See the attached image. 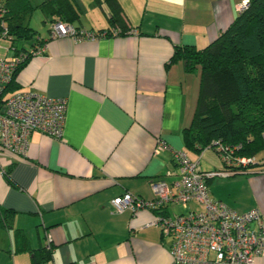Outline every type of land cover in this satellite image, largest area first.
<instances>
[{
	"label": "crops",
	"instance_id": "1",
	"mask_svg": "<svg viewBox=\"0 0 264 264\" xmlns=\"http://www.w3.org/2000/svg\"><path fill=\"white\" fill-rule=\"evenodd\" d=\"M75 1L79 21L67 23L94 33L112 27L104 0L89 2L94 14ZM118 1L130 31L52 39L37 8L46 29L29 25L32 12L24 22L37 34L18 41L20 47L10 40L0 47L11 52L9 59L40 37L46 52L17 70L13 92L67 100L61 139L35 131L25 156L0 152V206L14 212L13 229L0 227V264H174L170 240L152 223L153 209L116 212L111 201L123 193L151 200L153 183L177 181L170 149L155 152L158 140L198 154L185 147L182 130L195 111L200 72L170 59L176 46L203 48L217 38L246 0ZM198 159L200 165L201 158L192 161ZM207 184L212 198L238 213L257 208L264 222V166L217 175ZM173 206L169 214H179ZM14 228L23 231L27 249L19 247ZM47 235L51 257L41 260ZM252 264H264V257Z\"/></svg>",
	"mask_w": 264,
	"mask_h": 264
},
{
	"label": "built area",
	"instance_id": "2",
	"mask_svg": "<svg viewBox=\"0 0 264 264\" xmlns=\"http://www.w3.org/2000/svg\"><path fill=\"white\" fill-rule=\"evenodd\" d=\"M247 6V0L240 9ZM6 8L0 0V39H10L5 20ZM50 38L69 36L74 40H93L98 33L77 30L66 22H52ZM115 35L117 33H114ZM105 34H103L104 36ZM46 52L45 42L21 51L11 58L0 56V152L25 156L32 132L61 139L66 116L67 100L49 97L35 90H19L8 95L5 88L17 68L25 61ZM215 151L229 170L202 171L199 159L192 161L183 150H173L158 140L155 152L170 149L179 170L178 179L169 187L164 182L152 184L154 198L145 200L130 193L115 197L111 204L116 212L125 209L133 213L153 209V224L162 236L170 240L174 264H252L264 257V222L259 209L238 213L211 197L207 181L217 175L235 173V167L255 163L254 157L234 155V149L216 143ZM209 149V148H208ZM207 150L204 149L202 153ZM228 152V154H227ZM181 204L186 211L169 214L168 206ZM47 235L46 248L51 246Z\"/></svg>",
	"mask_w": 264,
	"mask_h": 264
},
{
	"label": "trees",
	"instance_id": "3",
	"mask_svg": "<svg viewBox=\"0 0 264 264\" xmlns=\"http://www.w3.org/2000/svg\"><path fill=\"white\" fill-rule=\"evenodd\" d=\"M104 2L109 8L112 27L98 34L119 35L130 31L122 17L119 1ZM3 3L7 11L3 19L11 46L15 41L29 40L37 34L24 22L37 8L45 15L49 26L58 21L74 24L81 14L75 0H42L38 4L31 0H3ZM42 41L38 37L33 45ZM27 50L14 49V55ZM178 59L183 60L187 71L200 72L195 111L190 125L182 130L185 147L201 154L206 148L215 151L219 142L234 149V155L254 157L261 153L259 159L254 157L255 163L235 167V172L264 166V0H247V6L240 9L229 26L205 47L176 46L170 62ZM15 74L5 88L6 95L17 87ZM221 163L227 169L228 166L223 161ZM13 213V210L0 206L1 228L13 229ZM14 231L20 240L19 247L27 249L23 231L17 228ZM51 251L52 245L41 248V260L49 259Z\"/></svg>",
	"mask_w": 264,
	"mask_h": 264
},
{
	"label": "rangeland",
	"instance_id": "4",
	"mask_svg": "<svg viewBox=\"0 0 264 264\" xmlns=\"http://www.w3.org/2000/svg\"><path fill=\"white\" fill-rule=\"evenodd\" d=\"M34 1L38 2L39 0H34ZM81 1H82L81 4H82L83 9H85V11H88L87 9H88L89 4H90L89 2L92 0H88V1L87 0H81ZM88 13L94 14V11H88ZM44 20H45V17L43 16V14L38 9H36L31 14V18L29 20V25L32 28H34L35 30L40 29L43 31L44 29H46V26H47L46 24H44V22H43ZM8 44H9V40L0 39V47H6V46H8ZM15 45H18L19 47L21 46V44H19L18 41H15ZM10 55H11L10 51L5 52L4 49L0 48V56L7 57ZM188 157L191 160H195L198 157L201 158L200 159V165H199L200 170H209V169H213L214 167H220V166H222V168H223L221 160L218 157L217 153L213 150V148H209V149L205 150L200 155L189 153ZM224 168H226V167H224ZM225 170H229V169H225ZM172 210H174L176 213L184 212V208L180 204L173 206Z\"/></svg>",
	"mask_w": 264,
	"mask_h": 264
}]
</instances>
